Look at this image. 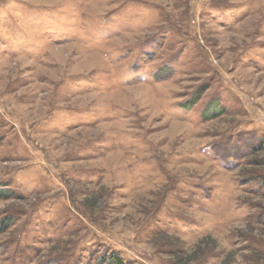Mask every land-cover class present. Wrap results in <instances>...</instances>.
<instances>
[{
	"label": "rangeland",
	"instance_id": "obj_1",
	"mask_svg": "<svg viewBox=\"0 0 264 264\" xmlns=\"http://www.w3.org/2000/svg\"><path fill=\"white\" fill-rule=\"evenodd\" d=\"M260 160L264 0H0V264H264Z\"/></svg>",
	"mask_w": 264,
	"mask_h": 264
},
{
	"label": "trees",
	"instance_id": "obj_2",
	"mask_svg": "<svg viewBox=\"0 0 264 264\" xmlns=\"http://www.w3.org/2000/svg\"><path fill=\"white\" fill-rule=\"evenodd\" d=\"M263 161L262 160H260V163H261V165H264L263 163H262ZM260 163H252V164H254V167L251 169V170H249L248 172H246L247 173V175H243V177L248 181H250V180H253V181H255L254 179H259V178H264V174H263V176H262V174L261 175H258V174H256L254 171L255 170H259V169H256V166H260ZM262 170H264V168L262 169ZM249 175H251V176H253V177H255V178H253V177H251L250 178V176ZM254 183H256V182H252L251 184H254ZM243 202H245V201H243ZM249 203V202H248ZM262 206V205H261ZM4 230V229H3ZM210 237L207 235V236H205V237H203L201 240H200V242H204L205 240H208ZM115 254H117V253H115L114 252V255H113V253H112V255H110L111 257H112V259L113 260H115L116 261V263L117 264H125L120 258H118V257H115ZM177 256H180L181 257V259L182 258H184V259H186V260H189L188 261V264L189 263H191V262H194L195 260L194 259H191V257H192V252H188V253H186V254H183V255H177ZM122 258V257H121ZM58 261H60V260H57V262ZM49 263L48 264H53V263H50L51 261H48Z\"/></svg>",
	"mask_w": 264,
	"mask_h": 264
}]
</instances>
